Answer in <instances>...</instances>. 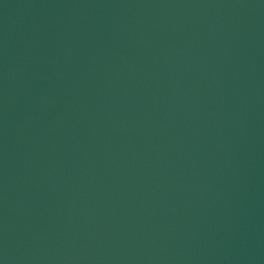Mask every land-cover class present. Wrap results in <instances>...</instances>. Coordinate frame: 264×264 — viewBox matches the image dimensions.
Returning <instances> with one entry per match:
<instances>
[{
  "label": "water",
  "instance_id": "1",
  "mask_svg": "<svg viewBox=\"0 0 264 264\" xmlns=\"http://www.w3.org/2000/svg\"><path fill=\"white\" fill-rule=\"evenodd\" d=\"M255 0H0V264H242Z\"/></svg>",
  "mask_w": 264,
  "mask_h": 264
}]
</instances>
